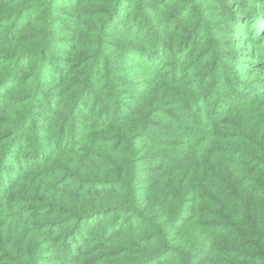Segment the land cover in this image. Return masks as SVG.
<instances>
[{"label":"trees","instance_id":"trees-1","mask_svg":"<svg viewBox=\"0 0 264 264\" xmlns=\"http://www.w3.org/2000/svg\"><path fill=\"white\" fill-rule=\"evenodd\" d=\"M0 264H264V0H0Z\"/></svg>","mask_w":264,"mask_h":264}]
</instances>
